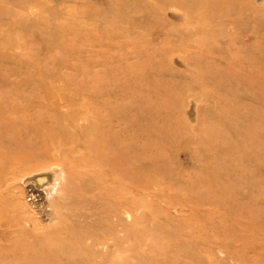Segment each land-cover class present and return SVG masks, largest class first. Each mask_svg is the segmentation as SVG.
<instances>
[{"label":"rangeland","instance_id":"1","mask_svg":"<svg viewBox=\"0 0 264 264\" xmlns=\"http://www.w3.org/2000/svg\"><path fill=\"white\" fill-rule=\"evenodd\" d=\"M0 264H264V0H0Z\"/></svg>","mask_w":264,"mask_h":264},{"label":"bare ground","instance_id":"2","mask_svg":"<svg viewBox=\"0 0 264 264\" xmlns=\"http://www.w3.org/2000/svg\"><path fill=\"white\" fill-rule=\"evenodd\" d=\"M179 65H180V64H179ZM30 178H32V176H31ZM32 179L35 180L36 182H38V184L40 185V183H44V180H49V179H50V176H49V177L46 176V177L44 178V180H41V176H39V178L33 177ZM51 180H52V178H51ZM54 183H55V182H54Z\"/></svg>","mask_w":264,"mask_h":264}]
</instances>
